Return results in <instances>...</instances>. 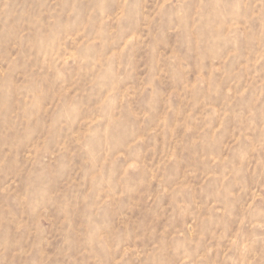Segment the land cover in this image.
<instances>
[{
	"label": "rangeland",
	"instance_id": "obj_1",
	"mask_svg": "<svg viewBox=\"0 0 264 264\" xmlns=\"http://www.w3.org/2000/svg\"><path fill=\"white\" fill-rule=\"evenodd\" d=\"M0 264H264V0H0Z\"/></svg>",
	"mask_w": 264,
	"mask_h": 264
}]
</instances>
